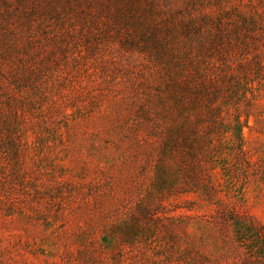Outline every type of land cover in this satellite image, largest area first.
<instances>
[{"label":"rangeland","instance_id":"1","mask_svg":"<svg viewBox=\"0 0 264 264\" xmlns=\"http://www.w3.org/2000/svg\"><path fill=\"white\" fill-rule=\"evenodd\" d=\"M203 257L264 264V0H0V264Z\"/></svg>","mask_w":264,"mask_h":264},{"label":"trees","instance_id":"2","mask_svg":"<svg viewBox=\"0 0 264 264\" xmlns=\"http://www.w3.org/2000/svg\"><path fill=\"white\" fill-rule=\"evenodd\" d=\"M187 88V85L184 84H179L177 82H174L172 85H168L166 90L168 91L166 94H164L165 98H161L159 100V110L156 112L158 116H160L163 121L168 119L169 117L173 118V111L184 107L186 103L181 102L180 97H177V95L174 93L176 89H183L185 90ZM187 104L192 108L193 113H187L184 114L182 113L181 118H182V124H185L190 131L191 137L195 141V146L191 147L190 145L188 148H190V152H187L189 160L192 158L194 161H212L214 154L212 151L211 143L212 141L210 139H206L202 135L199 134V132L204 129L206 125L209 127L213 128L216 125H221L225 122L224 116L222 114L221 109L220 110H208L206 107V103H203L201 100H194L190 101ZM216 109V108H214ZM147 118L151 117L150 113H147ZM156 115V114H155ZM246 116H249L248 114ZM191 118L193 120H191ZM230 125V123L228 122ZM235 124L237 125V131L241 133V129L244 125L247 124L245 121H241L240 117L238 116L235 119ZM159 125V124H158ZM158 125L156 128L152 129L156 134L159 130ZM164 129V126L159 131H162ZM166 131H168V136L164 137L163 141V153L164 155L169 156V158H173L171 155V150L170 147L176 145V136L173 138V130L170 127V125L166 128ZM240 141V139H239ZM183 146V145H182ZM183 148L186 149L185 146ZM243 149H241V144L238 149V153H242ZM195 188V187H194ZM194 189L191 188L190 191H193ZM188 189H183L180 192H188ZM171 194V193H169ZM204 261L203 264H211V261H209L208 257H203Z\"/></svg>","mask_w":264,"mask_h":264}]
</instances>
